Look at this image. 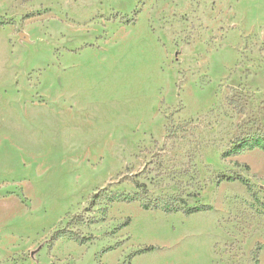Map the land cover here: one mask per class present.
Returning <instances> with one entry per match:
<instances>
[{
	"label": "rangeland",
	"instance_id": "obj_1",
	"mask_svg": "<svg viewBox=\"0 0 264 264\" xmlns=\"http://www.w3.org/2000/svg\"><path fill=\"white\" fill-rule=\"evenodd\" d=\"M0 264H264V0H0Z\"/></svg>",
	"mask_w": 264,
	"mask_h": 264
},
{
	"label": "trees",
	"instance_id": "obj_2",
	"mask_svg": "<svg viewBox=\"0 0 264 264\" xmlns=\"http://www.w3.org/2000/svg\"><path fill=\"white\" fill-rule=\"evenodd\" d=\"M136 186H137V187H144L145 185L136 182ZM146 206H147V205H146ZM195 212H198V210H192V211H190V213H195Z\"/></svg>",
	"mask_w": 264,
	"mask_h": 264
}]
</instances>
